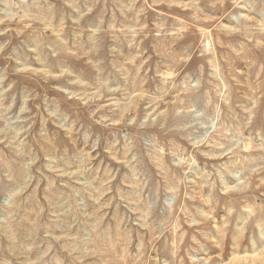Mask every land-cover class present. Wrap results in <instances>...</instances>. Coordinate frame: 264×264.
<instances>
[{"label":"rangeland","instance_id":"374dc122","mask_svg":"<svg viewBox=\"0 0 264 264\" xmlns=\"http://www.w3.org/2000/svg\"><path fill=\"white\" fill-rule=\"evenodd\" d=\"M0 264H264V0H0Z\"/></svg>","mask_w":264,"mask_h":264}]
</instances>
